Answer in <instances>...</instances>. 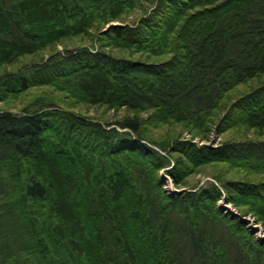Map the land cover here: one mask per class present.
Instances as JSON below:
<instances>
[{
    "label": "trees",
    "instance_id": "obj_1",
    "mask_svg": "<svg viewBox=\"0 0 264 264\" xmlns=\"http://www.w3.org/2000/svg\"><path fill=\"white\" fill-rule=\"evenodd\" d=\"M246 218L264 0H0V264H264Z\"/></svg>",
    "mask_w": 264,
    "mask_h": 264
},
{
    "label": "rangeland",
    "instance_id": "obj_2",
    "mask_svg": "<svg viewBox=\"0 0 264 264\" xmlns=\"http://www.w3.org/2000/svg\"><path fill=\"white\" fill-rule=\"evenodd\" d=\"M138 16V13L132 14L128 17V22H132L136 19V17ZM60 48V47H58ZM76 112H79L81 114H85L89 117L92 118H96V119H100V120H105V121H114L115 119L118 118V116L123 114V110H119V111H113V110H106L102 107H88V108H78L75 109ZM220 137H215L214 135L210 136V141L209 142H205L206 145H215V143L217 144V142L220 140ZM192 183H195L196 185H200L202 183H204L206 180H208L207 177L197 174L195 176H193L191 179ZM164 188L166 190H176L175 188H173L172 184L170 183L169 179L166 178L165 179V185ZM179 190H177L178 192ZM217 205L219 206L220 209L222 210H226L227 212L230 213H235L233 208L230 207V205L225 204L223 201H218ZM246 223L247 226L251 229V231L254 233L255 237H264V232L261 230L259 225H255L251 222L250 218H246Z\"/></svg>",
    "mask_w": 264,
    "mask_h": 264
},
{
    "label": "water",
    "instance_id": "obj_3",
    "mask_svg": "<svg viewBox=\"0 0 264 264\" xmlns=\"http://www.w3.org/2000/svg\"><path fill=\"white\" fill-rule=\"evenodd\" d=\"M111 25H113V24H111ZM108 27V25L106 26V28ZM106 28H104L103 30H105Z\"/></svg>",
    "mask_w": 264,
    "mask_h": 264
}]
</instances>
